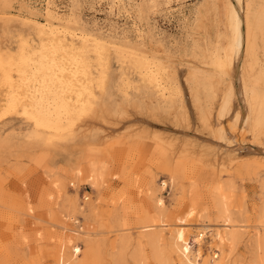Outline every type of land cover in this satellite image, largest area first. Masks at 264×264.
I'll use <instances>...</instances> for the list:
<instances>
[{"label":"rangeland","instance_id":"1","mask_svg":"<svg viewBox=\"0 0 264 264\" xmlns=\"http://www.w3.org/2000/svg\"><path fill=\"white\" fill-rule=\"evenodd\" d=\"M225 3L0 0V65L26 79L16 83L34 86L43 75L46 89L53 80L51 69L33 70L50 53L40 27L82 51L88 87L83 108L58 114L67 124L56 132L21 109L3 114L0 68V264H74V246L80 264H189L199 253L198 264H264V119L247 131L239 115L226 120L229 131L248 135L241 149L209 126L214 113L232 112ZM240 12L261 61L251 70L244 39V100L264 94V0H241ZM32 50L36 62L19 71L20 55ZM90 163L102 175L89 179ZM219 191L229 196L230 223L214 259L226 217ZM204 226L212 230L198 242Z\"/></svg>","mask_w":264,"mask_h":264},{"label":"bare ground","instance_id":"2","mask_svg":"<svg viewBox=\"0 0 264 264\" xmlns=\"http://www.w3.org/2000/svg\"><path fill=\"white\" fill-rule=\"evenodd\" d=\"M240 3L241 0H226L225 6L223 7L224 9L222 14L223 17H221L223 19L222 21H224V26H223L224 28L223 27L222 28L227 34L224 35L225 40H227L229 37H231L233 40L232 43L231 41H229L227 44L225 43L223 46L225 52V58H226L225 60L227 64V71L229 72L230 83L233 87V97L230 103L232 112H230L231 114L228 116V118L225 119L219 118L218 114L214 113L215 114L214 119L209 126L213 130L225 131L229 135V139H231V142L235 143L237 147L241 149V147H243L242 142L247 141L246 139H248V135L245 134L244 132H242L243 134H240L238 130L229 131L226 125V120L227 119L232 120L235 115L237 116L239 115L240 129L246 130L249 128L250 125L258 127L264 119V94H261L260 92H256L252 95L251 98L249 97L246 99V96H244V100L241 97L242 75H241L240 63L238 62V57L239 54L241 53V48L244 44V39H245V44L250 46V48L252 49V63L250 67L251 70H253L256 65H259L261 61L256 56L255 42L252 40V38L250 39L248 34L245 35L244 33L243 30L244 26L240 12ZM230 25L233 26L232 33L230 31L231 28ZM38 32L41 34L39 35L40 36L39 44L41 45L42 48H47L48 50H50L49 51L50 53L42 54V56L40 57L41 60H39V63L33 66V70L39 71L40 65H43L47 69L49 70L51 69V72L53 74V80L49 84L48 88L45 89L44 87L47 78L39 74L41 76L40 79L35 78V80H38V82L36 81L37 84H35L34 86L33 85L25 86L24 83L22 84L23 80H26L25 78L20 79L22 80V82L16 83V81H20V80H16V78H14V76L10 72V69L4 66L5 64L2 66L0 65L1 66L0 68L3 71L2 72L3 82H4L3 85L7 87L6 89L7 92H5L7 96L6 99H4L5 102L3 104L4 107L2 109L5 110V113L3 114L6 113L12 114L18 111V109H21L23 113L29 114L35 118V121L39 126L38 128H45L50 130L52 129V130H56L57 132V130L63 129L64 126L67 124L64 121L63 117L58 114L61 112H64L66 115L67 114L72 115V113H77L79 110L78 106H81V108H83L82 105L85 102L84 96L85 93H87L88 91V87L82 81V79L85 78L84 67L81 65L83 58L79 54V53L82 54V51L78 47L75 48L72 43L68 42V40L59 38L52 28L44 30L38 27ZM45 45L47 47H44ZM25 49L26 48L23 47L22 50ZM35 51L36 50H32L30 52L28 51L29 53L27 54L23 53L22 56L20 55L21 63H18L19 61H16V63L20 65L19 67L16 66L18 67L17 69L19 71L25 69V65L27 64L26 60L35 61L33 57V55H35ZM105 52H106L105 48L102 45L98 44V46L95 47V53L97 55V59L101 60L105 55ZM144 67L145 69L147 68L145 61L141 62V69H143ZM261 68H262L261 72L264 73V67ZM33 70L31 69L32 72ZM181 73L183 74L186 73V70H181ZM24 74L27 75L26 73ZM151 74L152 71L145 70L143 76L149 77L151 76ZM32 78L34 80V76ZM42 83H44V85H42ZM158 86L159 88H161L160 86H162V84H158ZM242 88L244 91L245 88L244 85ZM243 91L242 93L244 94ZM46 99L49 101H47ZM54 109H58V111L56 110L57 115L54 114L57 117H53ZM189 111L190 114H195L194 108L190 107ZM211 141L214 144L217 143V140L213 138L211 139ZM198 146L199 148L205 147L206 144L203 146L200 145ZM206 148L208 149V147ZM210 148H214V147L211 146ZM238 159L239 156L237 155L229 157L230 162H233ZM90 169L91 170H90L89 179H94L95 176L102 175V169H98L96 171L94 169V164L92 163H90ZM219 192H220L219 196L222 202V207L226 217H225L224 229L220 230L217 228L216 233L214 235V240L216 241V244L214 245L216 249L214 253V259H217L220 256L219 252L222 250V243L225 241L224 234L226 233L227 226L230 223V219L228 215L229 196L224 191H219ZM211 230L212 229L210 226H204L202 228L199 227L197 233L198 235L197 241L200 242L205 236H208ZM176 238L178 240H183V235L181 231L177 232ZM80 252H81V248L79 246H74L72 252V259L74 264H80V261L78 260V254ZM198 255H200V253ZM198 255L197 257H195V261L189 260V264H198L197 263ZM61 261L62 264H64L63 259L60 257V262ZM214 264H218V263L214 262Z\"/></svg>","mask_w":264,"mask_h":264},{"label":"built area","instance_id":"3","mask_svg":"<svg viewBox=\"0 0 264 264\" xmlns=\"http://www.w3.org/2000/svg\"><path fill=\"white\" fill-rule=\"evenodd\" d=\"M43 1L45 2L44 5H47L48 1H50V0H43Z\"/></svg>","mask_w":264,"mask_h":264}]
</instances>
